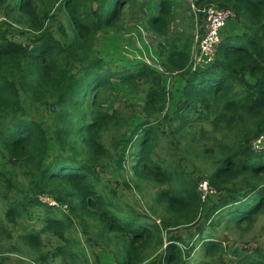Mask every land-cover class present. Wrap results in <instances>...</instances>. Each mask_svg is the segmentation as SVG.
Returning a JSON list of instances; mask_svg holds the SVG:
<instances>
[{
    "label": "trees",
    "instance_id": "16d2710c",
    "mask_svg": "<svg viewBox=\"0 0 264 264\" xmlns=\"http://www.w3.org/2000/svg\"><path fill=\"white\" fill-rule=\"evenodd\" d=\"M147 4L155 13L138 18ZM209 7L231 11L241 31H220L213 61L192 70L204 24L182 26L180 13ZM130 13L163 38L162 74L143 62L108 65L95 49L98 33L119 31ZM0 15L1 29L30 36L23 45L0 32V197L6 223L34 221L18 236L34 262L99 264L102 255L114 264H226L217 228L245 235L264 217V0H0ZM173 74L185 80L180 107L168 113L163 75ZM115 82L146 93L145 120L128 136L118 110L103 108ZM163 126L175 143L205 135L199 155L214 193L202 196L171 159H154ZM106 160L121 169L130 162L135 190L155 186L159 223L102 183ZM181 228L189 237L172 235ZM12 238L0 224V242ZM261 248L229 264H264Z\"/></svg>",
    "mask_w": 264,
    "mask_h": 264
},
{
    "label": "rangeland",
    "instance_id": "374dc122",
    "mask_svg": "<svg viewBox=\"0 0 264 264\" xmlns=\"http://www.w3.org/2000/svg\"><path fill=\"white\" fill-rule=\"evenodd\" d=\"M183 8H186V6H183ZM155 11L156 7L154 5L147 4L144 6L143 13L138 15V18H144L146 14L152 15ZM180 16L183 22L182 26L189 27L192 23L197 22V29L200 31L201 28H203L204 15L202 12L195 13L183 10ZM135 18L136 16L130 13L124 21V26L119 31L98 33L95 49L108 65H117L121 67L122 65L127 66L131 62H143L162 74V59L159 55V44L164 42L163 38L147 30L142 24L143 21L137 23ZM61 19H63L62 16L58 15L55 21L50 24L51 31L57 29ZM0 20H2V15H0ZM227 21L225 22L226 26L224 24L225 28L220 30L221 34L238 33L241 31V25L235 17L228 18ZM180 26H177L172 32L178 30ZM4 30V34L9 40L23 45L28 44L29 34H20L18 26H13L8 29L0 28V32ZM192 56L194 67H192V70L208 65L206 64L207 60L205 55L201 53L200 45L198 46V44H195L192 50ZM163 76L164 86L169 95L167 112L172 113L180 107V90L184 84L185 77L180 74ZM145 95L146 93L144 90L131 91L121 86L118 82H115V90L107 97L106 105L103 106V108L118 110L116 113L122 117L120 135L125 132L128 136L136 125L145 120L142 114ZM201 126H205L206 130H209L207 123H201L200 127ZM163 129L165 132L159 141L154 159H171L174 162L173 167L178 172H183L189 179L196 181L200 194L204 196L205 192L203 190V185L204 183L207 184L204 178H207L210 167L206 159L204 158L203 160L200 157L199 152L202 153L200 140L205 135H195L193 141L187 142L179 139V142L177 141V143H175L168 129L164 126ZM104 138L106 139V147L109 148L110 153L113 154L112 151L114 146L112 145V139L117 138L116 133H106ZM201 142L206 143V140H201ZM258 143L259 140L257 141V144ZM51 150L52 152L54 151L53 148H51ZM48 159L49 157L47 160ZM124 165L125 168L121 169L113 160H106L100 172L102 183L106 184L108 188H111L124 204L142 214L146 219L159 223L163 212L161 208L153 203V197L156 191L155 186L153 184H145L140 192L135 190L133 185L129 182L130 178H133L132 170L129 168L130 162L127 161ZM127 182L129 185H127ZM213 198L214 196L210 199ZM0 224H2L7 231L10 230L13 232V238L10 241L4 240L0 242V264H38L34 262L37 259V255H35V253H29L25 245L18 239L19 235L33 226L34 221L25 219V221H20L17 226L6 223L3 219V206L1 200ZM190 232L191 230L189 228H181L172 231V235L187 238ZM214 233L216 236H221L225 239L224 244L227 249L224 255V261L226 264H229L231 260L236 259L237 256L241 255L246 250H252L254 248L260 249L261 247V249L264 250V217L259 218L257 223L245 235H241L238 230H233L232 232L226 231L222 226L218 227ZM81 238L84 239L83 236ZM98 259L99 260L93 258V260L99 261V264H114V261L112 258L110 259V257L99 255Z\"/></svg>",
    "mask_w": 264,
    "mask_h": 264
},
{
    "label": "built area",
    "instance_id": "2783aa9c",
    "mask_svg": "<svg viewBox=\"0 0 264 264\" xmlns=\"http://www.w3.org/2000/svg\"><path fill=\"white\" fill-rule=\"evenodd\" d=\"M201 12L204 14V33L201 37L195 33V41L198 43V46L200 45L201 53L206 57V64H210L213 61L215 46L219 41V32L227 19L232 16V12L228 9L214 7L203 9ZM203 190L205 195L214 193V190L206 183L203 185ZM42 199L49 205L56 204L54 200L48 197H43Z\"/></svg>",
    "mask_w": 264,
    "mask_h": 264
},
{
    "label": "bare ground",
    "instance_id": "6f19581e",
    "mask_svg": "<svg viewBox=\"0 0 264 264\" xmlns=\"http://www.w3.org/2000/svg\"><path fill=\"white\" fill-rule=\"evenodd\" d=\"M208 184V183H207ZM216 219V218H215ZM217 221V220H216ZM145 232H147V231H145ZM209 242V241H208ZM208 244V243H207ZM201 263V262H200Z\"/></svg>",
    "mask_w": 264,
    "mask_h": 264
}]
</instances>
